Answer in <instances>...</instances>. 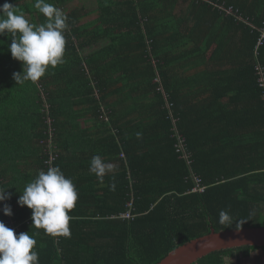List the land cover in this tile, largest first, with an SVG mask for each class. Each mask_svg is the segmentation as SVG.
Segmentation results:
<instances>
[{"label": "trees", "instance_id": "obj_1", "mask_svg": "<svg viewBox=\"0 0 264 264\" xmlns=\"http://www.w3.org/2000/svg\"><path fill=\"white\" fill-rule=\"evenodd\" d=\"M73 1L46 0L68 17L65 63L35 83L14 80L22 63L8 50L10 36H0V185L11 193L0 221L17 236L40 232L39 264H158L212 231L264 228V0H95L89 11L67 9ZM5 2L45 23L35 0ZM186 90L200 98L190 106L196 119L180 99ZM84 119L97 121L106 153L79 146L81 156L99 155L114 171L103 183L90 172L88 184L73 182L70 237L45 235L17 200L52 157L74 180L63 169L72 152L59 130ZM221 210L231 226L219 223ZM255 254L264 259V247L214 252L196 264H242Z\"/></svg>", "mask_w": 264, "mask_h": 264}, {"label": "clouds", "instance_id": "obj_2", "mask_svg": "<svg viewBox=\"0 0 264 264\" xmlns=\"http://www.w3.org/2000/svg\"><path fill=\"white\" fill-rule=\"evenodd\" d=\"M34 7L46 18L45 23H30L17 6L7 2L0 5V36H10L8 50L13 59L22 63V73H13L17 84L25 81L35 83L46 74L49 67L55 68L65 63V30L68 27V17L46 0H35ZM44 133L50 134L51 131L46 130ZM47 147L49 150L50 147L54 149L51 144ZM120 157L125 156L121 154ZM53 161L54 157L46 162H50V167L44 165L26 185L17 203L32 210L31 227L42 229L45 235L70 237L69 213L76 205L78 194L72 180L66 178L58 166L51 165ZM113 171V165L104 162L99 155L91 158L89 172L100 183L104 182L107 173ZM1 182L6 183L4 180ZM109 187L110 190H115V177ZM10 198L11 193H6L0 185V202ZM3 212L5 215H12V209L7 204L4 205ZM219 223L226 228L233 224V219L227 211L221 210ZM35 235H40V232L37 231L34 235L22 232L17 236L13 229L0 221V264H39V254L34 250Z\"/></svg>", "mask_w": 264, "mask_h": 264}, {"label": "crops", "instance_id": "obj_3", "mask_svg": "<svg viewBox=\"0 0 264 264\" xmlns=\"http://www.w3.org/2000/svg\"><path fill=\"white\" fill-rule=\"evenodd\" d=\"M251 0H249L250 2ZM184 94V95H183ZM181 96V100H188L187 105L193 106L196 103H198L199 101V97H196L195 94H193V92L191 91H184L181 94H179V96ZM220 95V94H219ZM232 98L228 99L225 98L223 101V104H227L229 105V102L231 101ZM191 101V103H189ZM185 105V104H183ZM182 104H180V108L182 109H186L188 108L187 106H183ZM190 110V112L192 113V117L191 119H196L195 116H198L194 110L190 108H188ZM233 110L232 108H230L229 110L227 109V115L229 117H232L233 115ZM60 119L61 122H64V118L60 115ZM37 120V117L32 120L35 121ZM60 126V134H61V141L64 143L65 148L68 149V151L70 150L72 152L71 158L69 157V153H68V157L64 158V160L62 161L63 163V169L65 171H67L70 176L74 179L72 180V182H75L76 184H78V186H83L89 183V164L88 161L91 159L90 156L88 155H84V157L81 156L78 147H84L85 148H92L94 149L96 152L101 151L103 153H106L105 149L103 146H101V142L97 140L98 135H99V129L97 127L98 123L97 121H91V120H79V127L77 129L75 128H68L67 124H62ZM23 126L20 125L17 129H21ZM15 134L18 136V138L22 141H25L27 143H29L30 145H33V142L27 137L26 134H23L21 132L15 131ZM96 141V143L94 144V142ZM90 146V147H89ZM96 147V148H95ZM94 156V154H93ZM102 158V157H101ZM103 159V158H102ZM22 161L25 163L27 161L26 158L22 157ZM104 161V159H103ZM106 162V161H104ZM61 163V164H62ZM65 163V164H64ZM113 165V164H112ZM77 186V187H78ZM79 189V188H78Z\"/></svg>", "mask_w": 264, "mask_h": 264}, {"label": "water", "instance_id": "obj_4", "mask_svg": "<svg viewBox=\"0 0 264 264\" xmlns=\"http://www.w3.org/2000/svg\"><path fill=\"white\" fill-rule=\"evenodd\" d=\"M247 246L264 247V228L212 231L178 247L158 264H196L214 252Z\"/></svg>", "mask_w": 264, "mask_h": 264}, {"label": "rangeland", "instance_id": "obj_5", "mask_svg": "<svg viewBox=\"0 0 264 264\" xmlns=\"http://www.w3.org/2000/svg\"><path fill=\"white\" fill-rule=\"evenodd\" d=\"M84 8L86 9L87 11L91 10V9H94L96 8V5H95V0H74L68 7L67 9L69 10H72L74 8ZM96 14H92L91 17L86 18V20L84 22H87V21H92L93 19L96 18ZM83 23V22H82ZM95 49H89L87 52H90V51H93ZM259 255L258 254H255L253 255V259H251L249 261V259H241L243 262L242 264H264V259H262V257H258ZM258 257V258H256ZM236 258L234 259H227L226 261V264H236Z\"/></svg>", "mask_w": 264, "mask_h": 264}, {"label": "built area", "instance_id": "obj_6", "mask_svg": "<svg viewBox=\"0 0 264 264\" xmlns=\"http://www.w3.org/2000/svg\"><path fill=\"white\" fill-rule=\"evenodd\" d=\"M198 3L199 2H208V0H196ZM224 10H226V12L230 15H235L236 18L238 20H240V22H246L247 20L243 19L241 15H239L238 11H235L233 7H229V8H224ZM260 45L264 44V33L262 34V36L260 37V41H259ZM131 206V204L129 203V207ZM123 217H125L126 219L130 220L131 218V214L128 211V213H126Z\"/></svg>", "mask_w": 264, "mask_h": 264}]
</instances>
